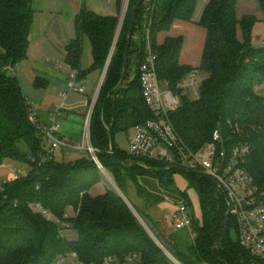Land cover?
Segmentation results:
<instances>
[{
  "label": "trees",
  "instance_id": "16d2710c",
  "mask_svg": "<svg viewBox=\"0 0 264 264\" xmlns=\"http://www.w3.org/2000/svg\"><path fill=\"white\" fill-rule=\"evenodd\" d=\"M121 1L116 0L117 7ZM138 1L127 68L121 78L131 8ZM198 1L128 0L120 25L119 15H100L81 5L74 18L75 36L65 45V61L77 72V80H81L91 71L102 70L114 43L90 115V142L117 186L126 193L130 181L148 208L164 200L159 193L161 188L182 196L174 204L184 202L193 213L191 199L175 184L174 173L180 172L187 186L193 188L199 205L198 217L192 214L194 237L186 244L164 237L174 256L183 264H252L254 258L240 245L232 216L228 218L224 239L213 248L222 235L227 203L224 192L209 176L177 167L150 170L148 167L157 169L165 165L158 160L134 157L114 141L116 131L133 127L152 115L142 97L139 80L148 24L158 78L166 81L179 99L170 118L182 140L196 150L211 139L216 126L226 138L247 139L251 152L246 167L255 182L264 187V94L258 93L264 87V45H252L250 38L256 17L246 14L238 20L236 0H207L197 20L206 29L197 67L178 62L182 35L168 34L161 43L156 39L158 32L170 29L173 20H191ZM258 2L264 13V0ZM33 19L32 0H0V164L12 159L28 168L27 174L0 183V264H51L58 255L71 252L82 264H100L107 255L122 257L134 252L140 256L138 264H167L161 248L118 193L109 188L102 194L89 193L100 177L91 156L57 160L44 149L43 134L31 122L32 110L19 80L1 69L4 64L14 65L26 57ZM237 25L242 39L237 36ZM85 38L90 44L92 61L82 69ZM194 70L206 75L198 83V96L191 98L184 92L183 84ZM131 71L133 75L128 77ZM43 80L37 76L33 85L42 87ZM109 133L113 155L124 164L111 161ZM129 159L147 167L128 164ZM144 174L156 178L158 191L140 182L138 175ZM32 203H39L68 222L69 228L76 229V238L67 240L56 222L34 210ZM132 204L137 210V205ZM67 206L75 209L74 215H65Z\"/></svg>",
  "mask_w": 264,
  "mask_h": 264
},
{
  "label": "built area",
  "instance_id": "2783aa9c",
  "mask_svg": "<svg viewBox=\"0 0 264 264\" xmlns=\"http://www.w3.org/2000/svg\"><path fill=\"white\" fill-rule=\"evenodd\" d=\"M144 3L147 0H143ZM128 0L124 1L121 24L126 11ZM119 24V25H120ZM145 53L139 66V80L142 97L152 112L150 118L134 125L133 134L129 138V153L134 157L148 158L161 161L165 166L172 165L181 169L192 170L214 179L230 202V216L234 218L237 227V238L254 258L252 264H264V187L258 185L246 167L251 145L247 139L232 140L224 137L220 128L216 126L211 134V139L206 141L198 149L192 150L180 137L175 128L170 113L179 105V99L168 87L166 81L158 78L155 53L151 50L148 38V24L145 26ZM13 64H4L1 69L13 74ZM194 76V73H190ZM69 90L83 93L85 88L77 80V72L70 71ZM98 84L92 102L85 117V129L82 142L69 140L58 133V117L61 112V104H54L48 113L47 123L41 125L31 108L30 119L43 134V147L48 156H54L55 151L61 147L73 150H86L96 162L99 169L104 166L99 162L95 154L96 149L91 145L89 136V121L93 105L96 101L99 87ZM62 96L66 92L61 93ZM232 126V123L228 121ZM235 130V129H233ZM28 168L17 169L15 166L10 170L11 177L0 179V183L12 180L20 175H25ZM34 210L40 211L47 219L53 220L59 226L60 234L69 228V223L61 221L39 203H32ZM133 214L138 212L127 203ZM137 218V216H136ZM164 222L172 228L191 227L192 213L184 202L174 204L168 212L162 213ZM139 221V220H138ZM140 223V221H139ZM142 225V223H140ZM143 228L152 240L161 248L168 259L167 264H183L160 241L148 225ZM191 235L194 233L191 230ZM75 260L79 261L76 253H69ZM66 255H58L51 264H70ZM139 254L136 252L118 257L107 255L100 264H138ZM80 262V261H79ZM81 263V262H80ZM82 264V263H81Z\"/></svg>",
  "mask_w": 264,
  "mask_h": 264
},
{
  "label": "crops",
  "instance_id": "0c3cea01",
  "mask_svg": "<svg viewBox=\"0 0 264 264\" xmlns=\"http://www.w3.org/2000/svg\"><path fill=\"white\" fill-rule=\"evenodd\" d=\"M32 4L34 19L29 33L27 55L14 64L13 74L19 80L21 89L41 125L47 123L50 108L54 104H61L58 133L69 140L82 142L85 117L97 86L101 82L102 74L98 84L96 76L92 77V75L95 72L100 73L99 70L89 72L80 80V83L85 86V90L90 83V94L78 96V94H83L85 90L83 93L70 91L69 73L72 68L65 61V45L75 36L74 18L81 5L100 15L117 14L120 22L124 2L121 1L119 7H117L116 0H32ZM199 16L193 15L189 21L175 19L168 31H160L156 37L158 43H161L168 34L173 36L182 35L183 43L178 62L193 67H197L200 63L206 35V29L197 23ZM257 18L261 19L260 17ZM262 18H264V15H262ZM90 63L86 67L82 68L81 66V68H87ZM132 75L131 71L128 77ZM37 76L44 79L42 87L37 88L33 85V81ZM29 84L32 88H28ZM62 92H66V95L62 96ZM72 92L74 94H71ZM70 151L68 148L61 147L55 151L54 156L57 160H65V156ZM147 181H149V178L142 183L147 186V183H150ZM161 204L159 209L162 216L164 211L161 209ZM67 208L72 207L67 206ZM65 215H67L66 210Z\"/></svg>",
  "mask_w": 264,
  "mask_h": 264
},
{
  "label": "rangeland",
  "instance_id": "374dc122",
  "mask_svg": "<svg viewBox=\"0 0 264 264\" xmlns=\"http://www.w3.org/2000/svg\"><path fill=\"white\" fill-rule=\"evenodd\" d=\"M122 1L124 2L125 0H122ZM206 1L207 0H199L198 1L197 5L195 7V10L193 12L194 16H199V14L203 8V5ZM246 14H251V15H254L256 17V20L254 21V23L252 24L251 29H250L251 44L254 46L264 45V18H262V15H264V13H262V10L260 8L258 0H236L235 15H236L237 19L238 20L241 19V17L243 15H246ZM257 17H260L261 19H258ZM238 25H237V36L239 39H242V33H241V30H240ZM119 29L120 28L118 27V29L116 31L114 42L116 41V38L118 36ZM137 35H138V33H137ZM113 47H114V43H113V46H112L109 54H112ZM90 53H91L90 52V44H89V41L85 38L84 39V49H83V59H82V65H81L82 68L86 67L87 64L89 62H91V54ZM110 57H111V55H110ZM106 62H107V60H106ZM105 64H104L102 70L101 71L99 70L100 73L95 72L92 75V77L96 76L97 84H98L99 79L101 78V74H102V77H104L106 67H107V66H105ZM107 65H108V63H107ZM205 75H206V73L204 71L196 70L194 72V76L189 75L184 79V84H183L184 92H186L189 95V97L196 98L198 96V83L200 82V80ZM24 84H25V82H24ZM23 86H25V85H23ZM28 88H32L31 84H29ZM84 88H85V86H84ZM90 92H91V89H90V83H89L86 86L85 92L83 94H78V96H85L86 94L87 95L90 94ZM258 93L264 94V87H262L258 91ZM71 94H74V92H72ZM59 117H60V115H59ZM84 129H85V124H84ZM133 130H134V127H129L126 130H118L114 133L115 143L117 144V146L119 148H121L125 152L129 151V138L133 134ZM83 137H85V136H83ZM69 150H71V151L68 155L65 156V160L66 159L69 160L70 158L75 159L79 155L91 156V154H88L86 152V150H80V149L77 151L73 150V149H69ZM14 166L17 169H24L25 167H27V165L23 162L15 161L12 159H5L0 164V179L10 178L11 177L10 170ZM99 175H100L99 180L97 182H95L90 187L89 193L94 196V195L102 194L106 190V188H109V189L115 191L116 193H118L123 198V200L126 203L130 204L132 207H133L132 203L136 204L138 209H139V210L137 209L138 212L136 213L137 219L140 221V223H142V225L143 224L148 225L149 228L155 233L157 238L166 244V247L172 252V254H173V251L170 248L167 241L164 239V237L165 238H171L174 241L177 240L181 244H186V243L191 242V240H192V235H191L192 229H191V227H190V229L187 226L176 229V228H172V227L168 226L164 222V220L162 219V216L160 214V209H159V205L161 204V202L158 203L157 205H154V206H151L148 208L145 206L142 199L137 196L136 191H135V186L132 183H130V181H128V188H127L126 193H124L117 186L112 174L110 173V171L108 169H106L105 167L99 169ZM145 177H147V178H145ZM173 177H174L175 184L182 191H185L187 193V197L191 199L192 212H193L192 214L195 217L196 216L198 217L199 205H198L196 193L194 192L193 188H190L187 186V180L183 177V175L180 172L174 173ZM148 178H149V181H147V182H150V183H147V187L149 189L158 191L159 190L158 185H157L158 182H157L155 177L147 175V174L138 175V179L140 180L141 183L143 181H145V179H148ZM143 185L146 186V184H143ZM159 193H162V195H164V200L162 201L163 203L161 204V209H162V211H165V212H168L170 210V208H172L174 206V203L176 202V200L182 199V196H180L176 193H172V192L162 190L161 188L159 190ZM141 211L145 214H143ZM74 213H75V209H72V208L66 209L67 216H69V215L72 216V215H74ZM154 220H157V221L155 222ZM62 235H64V237L67 240H73L76 238L77 232H76V229H74L73 227H70V228L63 230ZM66 258H67L66 260L70 264H81L79 261L75 260V258H73L70 254H68Z\"/></svg>",
  "mask_w": 264,
  "mask_h": 264
},
{
  "label": "water",
  "instance_id": "95a60500",
  "mask_svg": "<svg viewBox=\"0 0 264 264\" xmlns=\"http://www.w3.org/2000/svg\"><path fill=\"white\" fill-rule=\"evenodd\" d=\"M140 3V1L136 2L132 8H131V15H130V19H129V23H128V29H127V34H126V44H125V47H124V51H123V56H122V76L121 78L123 77V74L125 73L126 71V68H127V60H128V50H129V45H130V42H131V38H132V30H133V22H134V14H135V10L138 6V4ZM120 28V27H119ZM110 55L107 57V62L105 64V66H107V63L109 61V58H110ZM104 105V103L102 104ZM109 139H110V149H109V152H110V157H111V161L112 162H116V163H119V164H124V161L122 160H116L114 155H113V151H112V142H113V139H112V136L111 134L109 133ZM127 163L128 164H134V165H141V166H144V167H147L146 165H142L140 164L138 161L134 160V159H129L127 160ZM150 170H159V171H165L167 169H173L175 168L174 166L172 165H168V166H163L161 168H150L148 167ZM183 170H188V169H183ZM215 184H217V182L212 179L211 177H209ZM218 185V184H217ZM219 186V185H218ZM220 187V186H219ZM223 191V190H222ZM224 192V191H223ZM225 194V193H224ZM225 199H226V203H227V210L225 212V216H224V221H223V229H222V235L220 237V239L217 241V243H215L213 245V248L219 244L225 237V233H226V228H227V221H228V218L230 217V202L228 201V198L227 196L225 195Z\"/></svg>",
  "mask_w": 264,
  "mask_h": 264
}]
</instances>
